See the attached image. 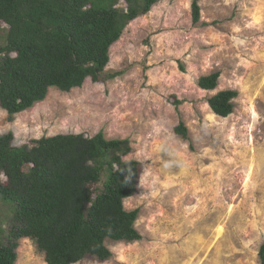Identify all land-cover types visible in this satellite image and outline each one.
<instances>
[{
	"label": "rangeland",
	"instance_id": "1",
	"mask_svg": "<svg viewBox=\"0 0 264 264\" xmlns=\"http://www.w3.org/2000/svg\"><path fill=\"white\" fill-rule=\"evenodd\" d=\"M160 0L131 21L110 48L101 82L56 88L0 133L14 146L59 133L102 132L128 139L126 160L142 165L133 243L107 240L112 257L77 264H260L264 241V0ZM219 73L214 90L197 80ZM235 90L233 111L215 115L207 99ZM182 123L187 139L175 133ZM15 264H47L28 238Z\"/></svg>",
	"mask_w": 264,
	"mask_h": 264
},
{
	"label": "trees",
	"instance_id": "2",
	"mask_svg": "<svg viewBox=\"0 0 264 264\" xmlns=\"http://www.w3.org/2000/svg\"><path fill=\"white\" fill-rule=\"evenodd\" d=\"M160 0H0V108L9 120L42 102L52 88L69 92L86 79L101 82L110 48L124 28ZM193 22L199 5L193 0ZM219 73L198 78L214 90ZM235 90L207 99L227 117ZM176 134L187 139L180 123ZM13 133H0V264H15L18 241L30 239L47 264L106 261V241L133 243L139 208L124 201L137 192L142 165L124 159L128 139L102 132L59 133L14 146ZM264 264V241L258 249Z\"/></svg>",
	"mask_w": 264,
	"mask_h": 264
}]
</instances>
